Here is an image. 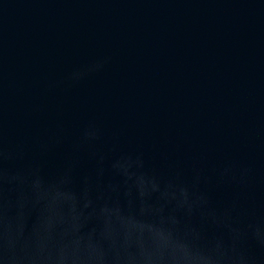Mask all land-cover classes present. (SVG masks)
Listing matches in <instances>:
<instances>
[{
	"label": "water",
	"instance_id": "95a60500",
	"mask_svg": "<svg viewBox=\"0 0 264 264\" xmlns=\"http://www.w3.org/2000/svg\"><path fill=\"white\" fill-rule=\"evenodd\" d=\"M0 264H264V0H0Z\"/></svg>",
	"mask_w": 264,
	"mask_h": 264
}]
</instances>
